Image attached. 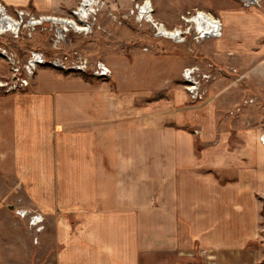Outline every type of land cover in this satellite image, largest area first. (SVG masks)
I'll list each match as a JSON object with an SVG mask.
<instances>
[{
	"label": "crops",
	"instance_id": "obj_1",
	"mask_svg": "<svg viewBox=\"0 0 264 264\" xmlns=\"http://www.w3.org/2000/svg\"><path fill=\"white\" fill-rule=\"evenodd\" d=\"M3 1L56 13L60 0ZM9 74L0 57V79ZM116 91L47 67L24 90L0 89V222L6 194L24 188L54 220L56 264H138L149 252L157 262L171 254L172 264H264L249 244L260 236L253 192L264 184V150L242 149L224 160L235 166L214 167L234 179L197 172L180 132ZM1 238L0 230V252Z\"/></svg>",
	"mask_w": 264,
	"mask_h": 264
},
{
	"label": "rangeland",
	"instance_id": "obj_2",
	"mask_svg": "<svg viewBox=\"0 0 264 264\" xmlns=\"http://www.w3.org/2000/svg\"><path fill=\"white\" fill-rule=\"evenodd\" d=\"M82 1L60 0L55 13L38 12L29 6H8L2 0L10 11L25 8L37 15L53 14L71 19H78L73 11L79 9ZM95 1L85 18L87 21L84 19L89 29L76 31L68 27L65 42L55 43V27L44 26L38 27L32 36L25 34L16 38L5 34L0 37V47L24 56L31 50H41L48 58L58 56L67 62L83 57L91 68L98 62L105 63L112 70L109 77H98L90 70L41 67L111 86L121 96L131 93L138 107L148 109L150 119L163 117L166 128L170 126L180 132L181 149L190 151L191 163L196 161L197 172L211 171L220 181L234 179L235 173L222 169L224 164L236 165L235 161L224 163L226 156L231 159L235 155L233 159H236L242 149L247 150L245 154L253 148L264 150L259 140L264 134V0L262 5L252 7L244 6L239 0H151L154 19L171 29L178 25L191 26L182 19L187 12L205 11L223 22L220 37L201 38L194 31L183 42L156 35L153 25L140 18L135 10L136 4L143 0ZM187 68L194 70L189 79L184 74ZM192 83L197 86L195 90L189 89ZM250 132L253 143L251 139L243 142L241 135L237 137L239 133L250 137ZM152 143L150 140V149ZM219 164L221 168L215 169ZM260 169L264 174V161ZM151 174L156 176L154 172ZM245 179L250 180L251 173L246 172ZM253 194L261 199L260 236L249 244L261 247L263 263L264 184ZM197 197L200 205L205 204V196ZM244 197L246 202L254 203L248 194ZM31 200L30 191L24 188L5 196L0 222L1 264H56L55 253L60 244L54 241V220L49 218L48 223ZM10 205L14 208L10 209ZM18 209L41 214L42 229L38 231L31 226L28 217L17 213ZM69 220L75 228L76 217L70 216ZM157 259L156 252H149L138 257V264L174 261L171 254L159 257L160 262Z\"/></svg>",
	"mask_w": 264,
	"mask_h": 264
},
{
	"label": "built area",
	"instance_id": "obj_3",
	"mask_svg": "<svg viewBox=\"0 0 264 264\" xmlns=\"http://www.w3.org/2000/svg\"><path fill=\"white\" fill-rule=\"evenodd\" d=\"M146 1L147 0H143L142 3L138 2L136 4L135 10L138 12V15L139 5H143ZM239 1L246 7L262 5V0ZM84 2L85 0L81 2L78 10L73 11V13L78 17V19L72 18V20H75L81 26H83L85 22L84 19L87 18L90 14H78L81 5ZM135 10L133 9L132 13H134ZM201 13V11H197L195 13L187 12L185 15L182 16V19L185 24L189 23V25L191 26L184 27L178 25L176 27H173V29L166 27V25L162 22L156 21L153 15L151 16V19L147 20L146 17L142 19H145V21L150 22L153 25L157 36L171 39L175 42L185 41L190 35H192L194 31L201 38L220 37L222 35L223 24H221L218 28H215L214 30L209 29L204 24L205 21ZM205 13L214 17L208 12ZM70 19L71 18L57 16L53 14L37 15L25 8H17L14 9V11H10L8 7L2 2V0H0V37H3L5 34H11L16 38L21 37V35L24 36L25 34L32 36L33 32L38 27L44 28V26H52L55 27L56 30L55 43L65 42L67 40V32L69 29L68 27L75 29L74 26L70 24ZM216 19L219 23L221 22L220 19ZM62 23H65L66 25L64 26V28H62ZM0 57L6 60L10 68L9 76L0 79V89L3 92L24 90L29 87L36 74V71L43 65H49L53 68H58L64 71L76 70L88 72L90 70L94 75H97L98 77H109L112 74L111 68L103 62H98L93 68H91L88 62L83 57H79L78 59H74L71 62H67L62 57L58 56L54 58H48L45 53L41 50H31L24 56L7 47H0ZM193 73L194 70L190 68H187L184 72L185 77L187 79L191 78ZM191 87L192 88H189L190 90H195L194 88H196L197 86L195 85V83H192ZM259 140L261 144L264 145V134H261L259 136ZM262 199L264 202V194L262 195ZM17 213L23 218L28 217L30 225L36 227L38 231L42 229L41 224L43 223L44 218L41 214L32 213L29 210L25 209H18Z\"/></svg>",
	"mask_w": 264,
	"mask_h": 264
},
{
	"label": "bare ground",
	"instance_id": "obj_4",
	"mask_svg": "<svg viewBox=\"0 0 264 264\" xmlns=\"http://www.w3.org/2000/svg\"><path fill=\"white\" fill-rule=\"evenodd\" d=\"M96 1L95 0H85V2L81 5L80 10H79V15H86L88 13H91V9L92 6L95 5ZM152 3L150 2V0H147L143 5H139V13L141 18L145 16L148 19H151L152 16ZM202 16L204 18V24L207 26V28L214 30L215 28H218L222 23L218 22V20L214 17H212L211 15L201 11ZM142 14V15H141ZM87 21V19H85ZM70 24H72V26H74L75 29L77 30H85V29H89L90 25L87 22H84L83 26H81L79 23H77L75 20L70 19ZM65 23H62V28H64ZM76 30V31H77Z\"/></svg>",
	"mask_w": 264,
	"mask_h": 264
},
{
	"label": "water",
	"instance_id": "obj_5",
	"mask_svg": "<svg viewBox=\"0 0 264 264\" xmlns=\"http://www.w3.org/2000/svg\"><path fill=\"white\" fill-rule=\"evenodd\" d=\"M9 208H10V209H13V208H14V205H10Z\"/></svg>",
	"mask_w": 264,
	"mask_h": 264
}]
</instances>
